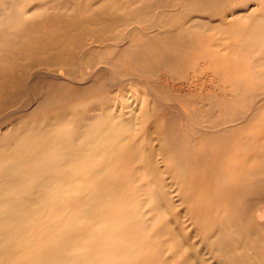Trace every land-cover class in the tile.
I'll return each mask as SVG.
<instances>
[{
	"label": "rangeland",
	"instance_id": "374dc122",
	"mask_svg": "<svg viewBox=\"0 0 264 264\" xmlns=\"http://www.w3.org/2000/svg\"><path fill=\"white\" fill-rule=\"evenodd\" d=\"M252 5L255 17L230 20ZM260 5L264 0H14V11L0 19V142L39 126L79 131L99 112L121 110L130 124L115 134L129 144L111 161L114 182L135 185V168L160 164L143 179L163 196L151 247L137 264L143 257L147 264H264V35L252 32ZM131 40L140 52L126 60ZM107 55H119L123 66L89 65ZM38 68L70 71L76 82L38 76ZM133 104H141L135 119ZM60 160L64 170L52 167L50 175L61 181L30 193L39 199L36 210L25 202L24 221L2 228L21 239L3 243L0 264L53 258L88 229L62 225L81 206L63 184L81 170L68 173L67 157Z\"/></svg>",
	"mask_w": 264,
	"mask_h": 264
},
{
	"label": "bare ground",
	"instance_id": "6f19581e",
	"mask_svg": "<svg viewBox=\"0 0 264 264\" xmlns=\"http://www.w3.org/2000/svg\"><path fill=\"white\" fill-rule=\"evenodd\" d=\"M207 1L208 3L219 2V0ZM13 3L14 0H0V19L11 15L15 9ZM253 7L255 6L252 5L248 10L242 12H231L230 20H243L255 17V13L252 11ZM164 8L166 9L167 7ZM257 12L260 22L252 32L256 37H260L264 35V8L261 5L258 6ZM54 24V22H51L49 24L50 28ZM130 45L132 50L127 54L126 60L134 59L140 52L137 42L132 43L131 40V42L127 43L126 48H129ZM118 56L116 55L114 58L111 55L102 56L90 62L89 65L94 66L100 62L116 63L119 60L116 59ZM118 63L122 64V61L120 60ZM42 73L48 77L59 78L68 83H73L76 77L70 71H66L67 75H64L62 71H52L48 68L40 70L38 68L37 75L43 77V75H40ZM114 74L117 75L115 72ZM107 76L109 78L110 75ZM144 76L146 75L144 74ZM87 77L89 78V76ZM116 77L118 78V76ZM145 88L143 87V89ZM31 93H33L32 90ZM86 95L88 96V94ZM33 99L36 100V98ZM171 101L168 102L171 103ZM140 112L141 104L138 107L133 104L128 114H132L135 119ZM142 115H145V112ZM65 120L68 119H64L63 122ZM63 124L62 126L66 125ZM129 124L130 118L124 117L121 110L117 113L99 112L89 118L79 131H74L70 128L69 130L48 131L47 128L42 129L39 126L34 131L19 130L13 136L12 142L1 141L0 248L8 239H17L18 237L21 239V235H17V230L2 233V228L8 223L17 224L24 221L26 210L23 206L25 202H30L27 210H36L39 199L31 197L30 193L37 194L38 189L43 187L52 188L53 179L61 181V176H52L50 171L53 168L64 170L60 159L65 156L67 157L65 170L70 173L71 170L79 168L81 175L75 182L66 181L63 184V191L69 194L70 197H72L71 194H75L73 197L77 198L81 206L78 205L76 215H72L71 217L73 218H68L66 223L62 225L71 227L74 222L76 225L85 223L88 229L83 233L77 232L78 234H74L67 239L66 243L54 253L53 258L43 259L34 264H137V261H139L137 259L141 253L151 247V243H149L150 237L153 236L154 225L160 222V214H158L157 209L163 195L159 189H151L147 180H143L146 176H153L159 169L158 165L160 164L152 160H148L138 168H135L138 174L132 175V179L139 180V183L135 185L116 183L109 175L111 161L119 158L123 147L126 146V143L129 144V140L125 136L124 138L117 136L115 130L119 127H128ZM61 127L57 129H61ZM1 132L3 131L0 129ZM94 163H98V165L93 166ZM40 169L43 171L42 176H39ZM25 173L29 175V182L23 176ZM128 176L130 177V174ZM43 178L47 181L45 182ZM100 178L104 181V185L101 188L98 187ZM140 179L144 182H140ZM172 187L174 188V186ZM47 191H50V189ZM50 193L59 195L54 190H51ZM140 205L143 207L141 213L139 210ZM154 210L157 213L153 214ZM143 259L141 262L147 264L148 259L146 257H143Z\"/></svg>",
	"mask_w": 264,
	"mask_h": 264
}]
</instances>
